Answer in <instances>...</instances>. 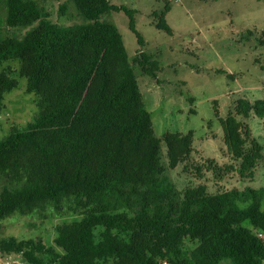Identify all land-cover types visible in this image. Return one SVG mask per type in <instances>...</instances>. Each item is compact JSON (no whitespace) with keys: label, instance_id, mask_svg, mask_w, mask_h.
Returning <instances> with one entry per match:
<instances>
[{"label":"trees","instance_id":"obj_1","mask_svg":"<svg viewBox=\"0 0 264 264\" xmlns=\"http://www.w3.org/2000/svg\"><path fill=\"white\" fill-rule=\"evenodd\" d=\"M71 1L83 22L59 25L36 0H0L5 24L28 28L21 37H0V67L18 62L37 108L31 122L12 126L0 140V220L81 217L57 227L60 253L14 236L0 237V253L27 264H46L45 256L50 264H264V187L177 189L167 171L190 157L193 133L155 135L121 35L101 19L123 11L141 46L135 12L111 0ZM162 1L163 10L152 16L157 29L170 33L169 3ZM258 44L264 49V31ZM136 63L156 77L151 57L139 53ZM15 72L0 70V114L4 95L18 85ZM213 103L229 161L208 159L196 175L209 172L218 182L254 178L264 146L245 120L253 114L264 121V98L237 99L225 118Z\"/></svg>","mask_w":264,"mask_h":264},{"label":"rangeland","instance_id":"obj_2","mask_svg":"<svg viewBox=\"0 0 264 264\" xmlns=\"http://www.w3.org/2000/svg\"><path fill=\"white\" fill-rule=\"evenodd\" d=\"M36 1L49 19L59 25L83 22L71 0ZM167 1L169 10L165 19L170 33L157 29L152 16L154 11L163 10L162 0L110 1L112 5L135 12V28L143 39L141 46L129 29V19L123 11H111L101 17L103 21L113 23L121 35L145 108L151 115L155 135L193 133L190 157L185 163L168 170L167 176L181 191L198 184L206 185L209 192L264 187V160L257 165L252 179L243 180L234 175L218 182L209 172L199 177L195 171L197 165L204 164L208 159H214L219 164L229 161L213 102H216L218 117L225 118L237 99L253 102L264 98V49L258 44V37L264 31V0ZM62 6L66 9H61ZM4 18L0 10V37H21L28 30L10 28ZM249 31L251 34H248ZM139 53L158 63L155 78L141 71L136 63ZM5 66L16 71L11 76L18 85L4 95L0 140L12 126L21 128L31 122L37 112L35 95L26 92L27 80L18 76V62H7L2 67ZM245 121L251 134L264 146V121L253 114ZM162 153L164 158V144ZM80 218L76 214H53L48 218L38 214H15L0 220V237L40 240L60 253L62 250L54 244L57 227ZM245 225L248 226V223ZM100 232L101 229L96 230L97 237ZM259 233L262 234L259 228H253V234L258 236ZM44 261L50 264L48 256ZM0 264L27 263L18 255L0 253Z\"/></svg>","mask_w":264,"mask_h":264},{"label":"built area","instance_id":"obj_3","mask_svg":"<svg viewBox=\"0 0 264 264\" xmlns=\"http://www.w3.org/2000/svg\"><path fill=\"white\" fill-rule=\"evenodd\" d=\"M175 1H177V0H175ZM258 236H259V237H261V236H262V234H261V233H259V234H258Z\"/></svg>","mask_w":264,"mask_h":264}]
</instances>
